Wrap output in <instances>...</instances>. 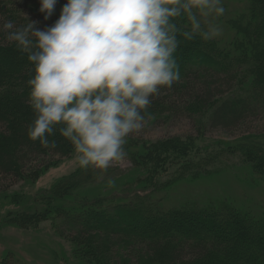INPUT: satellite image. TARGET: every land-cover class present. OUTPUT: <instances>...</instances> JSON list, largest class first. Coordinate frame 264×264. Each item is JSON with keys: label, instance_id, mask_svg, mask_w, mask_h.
<instances>
[{"label": "trees", "instance_id": "1", "mask_svg": "<svg viewBox=\"0 0 264 264\" xmlns=\"http://www.w3.org/2000/svg\"><path fill=\"white\" fill-rule=\"evenodd\" d=\"M226 1L240 6L235 5L231 17L216 18L225 21L226 28L219 36L208 41L199 36L192 40L177 37L180 43L174 58L180 79L152 97L145 117L163 113L193 117L207 110L210 128L230 132L264 108V0ZM65 3L57 1L53 15L45 20L39 0H0V22L11 20L19 27L31 20L44 28L58 19ZM176 23L183 27L187 21L178 18ZM33 69L27 53L7 42L0 32V175L13 181H23L25 176L36 178L59 162L49 160L24 169L25 163L36 156L59 155L62 159L73 152L71 143L58 130L48 137L55 142L54 148L44 147L27 135V127L35 118L27 83ZM54 187L38 194L29 212L8 213L7 221L29 226L50 220L58 231L64 223L74 229L69 233L73 252L85 264H264V202L256 207L187 202L164 209L151 202L143 207L139 202L104 205V200H90L78 201L84 204L75 203L61 212L56 197L60 191H72V185ZM146 189L150 193L134 194V198L143 200L152 194L153 186L131 191ZM5 196L9 202H18L15 194ZM220 216L224 219L218 223ZM193 219L205 224L206 229L189 234L184 222L194 224ZM0 264L23 262L8 253Z\"/></svg>", "mask_w": 264, "mask_h": 264}, {"label": "clouds", "instance_id": "2", "mask_svg": "<svg viewBox=\"0 0 264 264\" xmlns=\"http://www.w3.org/2000/svg\"><path fill=\"white\" fill-rule=\"evenodd\" d=\"M39 4L48 20L57 0ZM224 11L222 0H66L42 29L36 21L17 27L2 20L7 42L34 65L28 137L54 148L48 137L58 130L85 169L106 171L124 160L127 138L144 128L152 97L180 79L177 37L219 36L214 21ZM178 18L187 24L178 27Z\"/></svg>", "mask_w": 264, "mask_h": 264}, {"label": "rangeland", "instance_id": "3", "mask_svg": "<svg viewBox=\"0 0 264 264\" xmlns=\"http://www.w3.org/2000/svg\"><path fill=\"white\" fill-rule=\"evenodd\" d=\"M224 4L227 6L223 15L227 17L236 10L235 5L240 6L222 0ZM214 22L221 29L226 28L225 21ZM206 121L207 110L193 117L186 114L177 118L169 113L149 115L145 117L144 128L127 138L125 159L99 173L90 167H79L71 146L73 152L69 157L60 159L59 155L48 154L26 162L24 169L59 159L58 164L36 178L25 176L23 181H13L10 176L0 175V259L11 253L23 264H85L73 252L69 233L74 229L64 223L58 231L50 220L29 226L7 221L10 212H29L35 204L34 198L54 186L61 189L62 185H72V191H60L56 197L61 212L67 210L62 208L90 200H104V205L139 202L143 207L151 202L164 209L187 202L249 207L264 202V108L230 132L210 128ZM139 186H153L154 191L143 200L107 198L124 194L128 197L131 188ZM12 194L18 202H9L10 198L5 196ZM218 219L221 223L224 217ZM197 222H184L189 234L206 229L205 224Z\"/></svg>", "mask_w": 264, "mask_h": 264}]
</instances>
